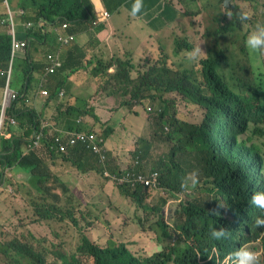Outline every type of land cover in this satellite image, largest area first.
<instances>
[{
  "label": "trees",
  "instance_id": "16d2710c",
  "mask_svg": "<svg viewBox=\"0 0 264 264\" xmlns=\"http://www.w3.org/2000/svg\"><path fill=\"white\" fill-rule=\"evenodd\" d=\"M31 1L37 7H29ZM103 1L104 9L115 12L128 0ZM206 1L209 4L202 5L201 0H181L186 11L179 14L191 19L201 16L209 21H222L224 17L232 19L231 26L204 31V36L214 37L217 42L219 37L231 30L243 31L244 25L252 22L251 15L247 22H241L237 18L238 13L248 11L244 10L245 4L257 2L230 0L229 5H225V0ZM62 3L63 0H17L14 6L15 9L23 7L26 11L19 16L15 30L21 39L28 40V46L23 54L14 59L12 86L17 89L16 82L21 81L22 84L17 89L19 97L11 103L7 110L8 118L2 124L0 179L7 169L26 173L25 187L30 192L27 194L31 196L35 190L40 193L31 203L34 215L43 221L69 220L78 227L80 220L75 214L59 206L69 193L68 187L61 181V178L66 181L64 162L76 167L80 174L96 172L99 180H105V169L107 179L120 171L132 169L135 164H139L137 170H143L144 161L150 158L155 146L164 143L166 149L153 160L149 171L158 173V189L142 186L130 189L129 186L115 185L119 195L131 199L136 210L141 211L135 216L137 227H144L149 221L159 228L156 241L161 247L151 256L133 253L130 249L133 242L128 241L131 220L124 208H99L101 212L98 215L109 221L107 225L102 221L94 222L95 212L87 208V235L81 233L76 254L60 255L57 264H86L84 257L89 258L91 264H232L231 253L238 249V244H244L259 254L260 264H264V228L254 223L255 218L264 215V212L250 203L255 192L264 190V151L255 141L256 134L264 135V62L259 59L260 54H249L245 46L248 33L243 34L238 53L230 54L227 47L221 48L215 43L204 57L191 66L184 65L187 54L183 51L193 50L195 43L189 33L178 26L164 31L165 35L158 39L156 47H146L143 54L134 60L116 58L106 64L96 55L92 57L97 64V69L91 70L92 78L116 99L115 107L110 110L124 108L129 113L140 115L142 107L148 113L147 119L151 120L150 126L147 125L144 132L135 136V146L130 151L132 160L125 164L117 150L107 146L108 138L116 128L101 120L95 112L96 106L70 104L66 94L69 79L95 62L87 58L89 42L96 31L99 33L104 28V24L93 25L99 15L92 0H75L63 11L60 8ZM262 14L264 16V10ZM196 21L200 22V19ZM28 22L33 25L27 27ZM64 22L69 25L66 29L62 28ZM52 25H56L62 33H87L90 39L82 44L76 38L60 49L62 66L47 75L46 82L40 87L38 94L45 107L38 110L28 105L26 97L32 88L35 73L45 74L49 62L47 59L36 62L31 46L45 43L48 45L47 52L58 51L52 43L55 35L50 31L45 33L47 26ZM250 30L251 27L248 32ZM235 32L230 35L235 36ZM10 55L11 36L7 32L0 33L2 68L8 66ZM110 67L113 70L110 71ZM3 85L4 77L0 76V87ZM62 91L64 95L61 96ZM174 92L203 110L204 117L198 125L179 116L175 102L166 97ZM89 116L93 118V124L87 123L86 126L85 122H78L80 118L88 120L86 117ZM9 117H15L17 124L12 125ZM50 120L54 127L43 129V146L30 148L34 133L43 128V122ZM84 129L98 131L104 138L103 146L108 147L105 162H99L97 156L81 144L66 153L55 146V135L62 131ZM49 145H53L54 149ZM42 150L43 157L40 156ZM193 171L198 173L197 184L184 186L185 177ZM223 174L227 176V185L221 191L226 211L223 210L221 222L228 229L219 224L209 211L210 199H216L215 191H218L213 188L216 181L220 188L225 186L220 177ZM106 182L105 187L109 185L108 180ZM8 183L20 192V184L14 175L6 177L0 191L7 188ZM57 185L60 190L54 189ZM164 195L175 199L184 196L180 201L181 217L173 216V224L166 221L167 217H171V206ZM147 200L151 201L145 203ZM144 211L151 212L156 219L146 216ZM152 226L149 228L152 229ZM213 227L230 229L229 237L221 240L210 238L209 232ZM0 254L11 259H16L15 255L20 256L22 260H14V264H50L42 252L32 247L18 250L7 244L0 249Z\"/></svg>",
  "mask_w": 264,
  "mask_h": 264
},
{
  "label": "rangeland",
  "instance_id": "374dc122",
  "mask_svg": "<svg viewBox=\"0 0 264 264\" xmlns=\"http://www.w3.org/2000/svg\"><path fill=\"white\" fill-rule=\"evenodd\" d=\"M201 4L207 5L209 3L206 0H201ZM29 7L35 8L37 6H33V2L31 1ZM245 9H248V12L251 15L252 22L247 24V26L244 25L243 31H238V32H235L233 30L229 31L226 35L219 37L218 42L214 37L207 38L206 36H204L203 35L204 31H207V29L209 28L215 29L218 26H223V25L231 26L232 19L224 17L222 21H219V19L209 21V19L207 20V18H202L200 16L199 17L200 22L198 24L194 25L193 22L194 29L191 33V39L194 41L195 47L197 46L200 47L201 52L198 56L192 59H189L187 56L183 62L184 65L191 66L193 63H197L200 58L204 57L207 54L208 49L210 47H213L215 43H218V47L221 48L227 47L230 51V54L234 55L238 53L239 43L241 41L243 34L248 33V28L254 26L256 22L264 21V16L262 14V11L264 10V0H257V2L252 4L247 3L244 5V10ZM1 13H2V5L0 4V14ZM18 21L19 20L16 19V23ZM153 31L156 34V36L152 35V31H150L148 27H146V30H143L145 44H142V47H148V48L156 47L158 43V39H162L163 36L165 35L160 31L157 30H153ZM187 31L189 33L188 28ZM231 32H235L234 33L235 36L233 35L231 36L230 35ZM191 51H183V52L187 54L188 52ZM258 57L264 62V56L258 55ZM100 87H103V85L100 84ZM98 95L100 94L98 93ZM166 97L169 99L170 102L171 101L175 102L179 116L188 119L191 123H195V125H198L201 119L204 117V114L202 112L203 110L199 106L184 100L177 92L167 94ZM100 98L102 99V101H100L99 103L97 101H99ZM100 98L99 97L94 98L92 104L97 108H100V106L105 108L109 107L108 104L106 103L108 99L106 97H100ZM140 110L142 111L140 115L129 113V111L127 113H125L124 111H120L116 114H111V116L114 119H117L118 121L117 123L114 120H109L107 122V125L117 128V131L113 132L109 140L113 139V144H115V146H119V147L123 146V153L120 154V157L124 158L123 162L125 164L129 163L132 160L130 151L135 146V142H134L135 136L141 134L142 131L144 132L145 127L147 125L150 126L151 123V120H149V118L147 119L148 113L142 107ZM101 112H102L100 114L101 120L103 122H106L105 120L110 118V114L107 111H105V109H101ZM98 126L102 127V125H98ZM2 128L3 126L1 127V130ZM124 133L127 134L126 137L123 136ZM255 141L260 145V147L264 151V135L259 133L256 134ZM164 149H166V145L164 143L155 146L151 153L150 158L144 161V167L142 163L140 164L143 167V170L147 172L151 171V168L153 166L152 163L153 160L156 159L161 154V151H163ZM137 165L139 164L134 165L133 167L134 170L137 168ZM138 171L140 172V169H138ZM93 176L98 179V173L93 174ZM220 177L222 181L224 180V182L227 179L226 178L227 176L225 174L220 175ZM69 178L70 180L74 179V182L67 183L68 190L72 191L71 192L72 195H75L77 193L76 191L73 190H77L78 197L75 199L72 196H65L61 200L59 206L64 207L66 208V210L75 214V216L80 220L78 227H75L69 220H66L64 222L52 221L50 222L49 227H47L41 232H37L36 234V232L33 231V228L27 227V225L21 226V222H25L24 224H28L30 220L29 213L31 210H29V208H25V207L23 209L17 208L11 204L1 203L2 200H0V212H4V211L8 212L7 217H4L2 221L0 219V249L1 248L4 249L7 244H9L13 249H18V250L32 247L35 250L42 252L46 256L48 263L57 264L59 263L60 255L76 254L77 247L79 246L80 243L81 233L84 232L87 235L89 231V225L87 220L85 219V217L87 218V208H89L92 212H95L93 214L94 215L93 219L95 220L94 222L102 221L105 223V225H107L106 223L107 222L109 223V221H107V219L104 217H100V215L98 214L101 212L99 208L107 209L109 206H113L118 209L124 208L123 210H126L127 217L129 220H131V231L128 236V241L132 240L133 242L132 245H130V249L133 253L142 256H151L161 247V245H159L156 241V232H158L159 228L156 225L152 226L149 221L146 222V225L144 227H137L134 224V220L136 213L139 212L141 214V211L136 210L131 199L129 198L126 199L122 195H119L118 190H116V186H113L108 183L109 185L105 187V184L107 182L105 180H99V179H98L99 180L98 183L92 185V175L82 177L80 175L79 170L76 168L72 170ZM128 178L130 179V186H129L130 189H136L140 187L139 181L134 179L131 174H128ZM218 181H220L219 178ZM81 183H83V185ZM213 188L218 191H223L225 189V187L220 188L217 181L216 184L213 186ZM54 189L60 190L58 185L55 186ZM2 191L8 195L9 200L12 199L30 204L32 203L33 198H35L33 196H29L26 193L18 195L19 192H17L16 188L13 187L11 184H9V186L3 189ZM35 192H39V191L35 190ZM164 196L165 198H167L168 204L171 206V217H167L166 221L170 222V224H173L174 223L173 216L177 215V218L181 217L180 201L184 198V196L181 195L178 199L172 197H166V195ZM214 200L215 198L213 200L211 198L210 204ZM150 201L151 200H147L145 201V203ZM221 203L222 201L218 204V209H215V212L223 216L224 211H226V207L225 206L222 207ZM223 205H224V201H223ZM14 211L16 212L17 215L20 214L22 211L23 215L21 217H17L16 219H13L12 215ZM176 211H178L179 213L176 214ZM145 213L146 216L153 217L156 219V216L154 214H151V212H145ZM210 213L212 214L211 211ZM212 217L215 218L216 216L214 217L212 215ZM182 220L185 219L182 217ZM218 221L219 224L220 223L221 225L223 224L221 222L222 221L221 219H219ZM16 224L18 225L17 229L11 228ZM150 226H152V229L149 228ZM92 237L96 238L93 235ZM168 240L169 239H167V241ZM257 242L258 240H256L255 244H257ZM239 246L240 244H238L237 248H239ZM11 252H16V251L12 250ZM257 255L260 259V255L259 254ZM15 258L16 259L5 258L3 255L0 254V264H14L15 262L14 260H22V258L17 255H15ZM90 261L91 260L89 258L86 257L83 258V262L86 264H91Z\"/></svg>",
  "mask_w": 264,
  "mask_h": 264
},
{
  "label": "crops",
  "instance_id": "0c3cea01",
  "mask_svg": "<svg viewBox=\"0 0 264 264\" xmlns=\"http://www.w3.org/2000/svg\"><path fill=\"white\" fill-rule=\"evenodd\" d=\"M95 6V10L98 12H102L103 8H105V1L103 0H92ZM75 0H63V3L61 5V10H65L66 8L73 5ZM17 3V0H11V5L15 6ZM2 5V18L0 19V33L7 32L10 33V30H8V27L4 23V18L6 16V6L3 3H0ZM185 12V7L181 0H128L119 10L112 12L111 17L108 19L107 23L104 24V28L98 33L95 32V35L90 40V46L88 47V53L87 58H91V60H94V63H91L90 65L86 66L85 68L81 69L78 73L74 74L67 83V95L68 100L70 104L73 105H81V106H93L92 103L94 101V98L96 97H106L108 100L106 103L109 107L105 108L100 106V108L95 107V112L101 116L100 114L101 109H105L110 114V118L106 119L105 121L114 120L117 123V119H114L111 114H116L120 111H124L127 113V110L124 108H120L117 111H111L110 108L115 107L116 105V99L112 97V94H109L107 91L104 90L103 87H100V84L95 81V79L92 78V75L90 73L91 70L97 69L96 60L92 58L93 56H97L101 58L106 64L109 63L111 59L116 58H131L132 60L138 58L143 54V51L146 47H142V44H145V38L143 35V30H146V27L149 28L150 31H152V35L156 36L153 30L160 31L165 34L164 31H166L169 28H172V26H175L179 28L180 30H186L189 29V36L191 37V33L194 29V25L198 24L199 21H196L200 16L195 17V19H191L190 17H187L186 15L180 16V12ZM18 14H16V19L19 20ZM187 27V28H186ZM53 26H47L45 29V33H48L49 30H52ZM51 32V31H50ZM188 32V31H187ZM53 33V32H52ZM77 39L80 43L86 44L90 36L87 33H81L77 34ZM44 38L41 40L43 41ZM40 41V42H41ZM12 42V41H11ZM34 44L37 42L33 41ZM52 43L55 45L56 41L55 38L52 39ZM50 48V47H49ZM57 48V47H56ZM32 54L34 57V60L36 62L39 61H45L46 55L49 53L48 45L45 43H40L37 45L31 46ZM96 64V66H95ZM98 67H103V65H98ZM110 71L113 70L112 67H110ZM35 80L32 83V88L28 90L27 97L30 99V102L28 105L35 107L38 110H42L45 107L44 101L39 97V89L43 86L44 82L47 80V76L45 75H39V73H35ZM21 81L16 82L17 89L21 85ZM98 93L100 95H98ZM2 94V87H0V98ZM93 94V96H92ZM93 97V98H92ZM102 101L100 98L99 102ZM106 113V112H105ZM104 114V113H103ZM86 119H81L82 122H85V125L88 126V124H93V118L92 117H86ZM49 123H53V121H49ZM81 123V122H80ZM88 123V124H87ZM84 127V126H83ZM117 131V128L115 129ZM126 133L123 134L124 137H126ZM108 147L111 150L116 151L118 155L123 153V146H115L113 144V139L108 138ZM43 146V145H42ZM113 148H111V147ZM40 156L43 157V150L40 154ZM47 158V157H44ZM63 166V172L65 173V180L64 181L61 178V181L67 186V183L74 182V179L70 180V175L72 170H74L76 167L72 166L69 163L64 162ZM77 169V168H76ZM6 174L12 177L14 175L15 179L18 181V184H20V192L19 194H24L30 192L28 189H26L25 184L26 179L28 175L22 171H13L7 169ZM96 173V172H95ZM94 173V174H95ZM82 177H86L88 175H92V185L95 183H98L99 180L93 176V173H87V175L80 174ZM83 185V183H81ZM75 195H72L69 191L66 196H72L73 198L78 197V191ZM31 196L38 198L40 196V193L35 192L32 193ZM0 200H2L1 203L11 204L14 207L21 208H29L30 213V220L28 224H24L25 222H21V226L27 225V227L33 228V231L41 232L47 227H49L51 221H43L40 220L37 216L34 215L32 210V204L25 203L22 201H16V200H9V197L6 193L3 191L0 192ZM7 211L0 212V219L3 220L4 217H7ZM23 215L22 211L20 214H16L14 211L12 218L16 219L17 217H21ZM11 228L17 229L18 225H14Z\"/></svg>",
  "mask_w": 264,
  "mask_h": 264
},
{
  "label": "built area",
  "instance_id": "2783aa9c",
  "mask_svg": "<svg viewBox=\"0 0 264 264\" xmlns=\"http://www.w3.org/2000/svg\"><path fill=\"white\" fill-rule=\"evenodd\" d=\"M21 2H24L25 0H20ZM2 3L6 6V16L4 18V23L8 27V30H10L9 35L11 36V44H12V58L9 63V66L7 69L0 68V76H5V88L3 92L2 100L0 101V134H1V127L4 121V124L6 122V119L8 118L7 110L11 104L12 101L18 98L19 94L15 89H12L10 87L11 80H12V64L13 59L15 55L24 49V47L28 44V40L21 39L16 33L15 27L17 25L16 23V14L18 15H24L25 9L23 7H19L17 9L14 8V6L11 5V0H2ZM17 12V13H16ZM112 13L109 10H104L102 13V16L97 17L93 25H99V23L107 20ZM32 22H28L26 24L27 27L32 26ZM68 27V23L64 22L62 24V28L66 29ZM55 36H56V42L59 47L68 45L72 43L76 39V34L74 33H62L58 30L56 27L55 29ZM59 51L55 53H48L47 60L48 64L46 66V72L48 73H55L57 68L62 66V58L59 55ZM64 93L61 92V95ZM82 118L78 119V122H82ZM10 123L12 125H16V119L15 117H9ZM46 127H54V123H49V121L43 122V128L40 129L38 132H35L34 135L31 138V143H29L30 148H35L43 145L42 138H43V129ZM104 138L100 135L98 131L84 129L79 130L75 132H64L62 131L61 134H57L54 136V144L58 147V149L61 152H69L70 149L74 148L76 145H83L86 149L91 151L93 154H95L98 158L99 162H105L108 153L106 152L108 150V147L103 146ZM51 149H54L53 145H49ZM104 177L107 179L108 172L105 169L103 171ZM128 174H131L134 179L138 180L141 186H144L145 188H153L157 186L158 182V174L156 172L153 173H145L144 171H137L134 169H128L124 172H118L117 174L112 175V177L109 180V182L113 183L114 185H122V186H130V179L128 178ZM6 176L4 175L0 179V189L5 184ZM219 200V198L217 199ZM214 212V211H213Z\"/></svg>",
  "mask_w": 264,
  "mask_h": 264
},
{
  "label": "clouds",
  "instance_id": "9594fccd",
  "mask_svg": "<svg viewBox=\"0 0 264 264\" xmlns=\"http://www.w3.org/2000/svg\"><path fill=\"white\" fill-rule=\"evenodd\" d=\"M104 10H108V9H104L102 10L101 14L100 12L98 11V17L102 16V13ZM111 12V11H110ZM112 13V12H111ZM229 16L232 15V13H228ZM111 17V16H110ZM109 17V18H110ZM250 17V13L248 11H241L238 13V16L237 18L241 21V22H247L248 19ZM108 18V19H109ZM107 20L99 23L100 24H105L107 23ZM68 23V22H67ZM99 25H94L95 27L99 26ZM53 26V29L52 30H49L51 32H53V35H55V28L57 27L56 25H52ZM69 26V25H68ZM68 28V27H67ZM75 34V33H74ZM55 38V41H56V36H54ZM76 38H77V34H76ZM75 41V40H74ZM73 41V42H74ZM57 46V49L58 51L64 47H59L57 45V42L55 44ZM69 45V44H68ZM28 46V44L24 47V49ZM66 46V45H65ZM245 46L249 52V54L251 56H255L257 53L260 54V55H264V21H258L254 24V26L251 27V30L248 32L247 36H246V39H245ZM21 50L19 51L14 59L16 57H18V55L20 54H23L25 51ZM57 52V51H56ZM201 52V49L199 46L195 47L191 52H188L187 53V56L189 59H192L196 56H198ZM48 55V54H47ZM46 55V56H47ZM11 58H12V44H11V55H10V60H9V63L11 61ZM14 59H13V64H14ZM47 59V58H46ZM9 63H8V66H9ZM13 64H12V73H14V67H13ZM8 66L6 68H3V69H7ZM0 68H2L0 66ZM51 73H48V72H45V74H39V75H49ZM1 77H4V85L2 87V94H1V98H0V101L2 100V97H3V92H4V88H5V76H1ZM12 80H13V75H12ZM12 80H11V84H10V87L12 89H15L13 86H12ZM17 92L18 90L15 89ZM63 92V91H62ZM19 94V93H18ZM64 95V94H63ZM62 96V95H61ZM19 97V96H18ZM16 100V99H15ZM13 102V101H12ZM11 102V103H12ZM26 102L29 103L30 102V99L28 97H26ZM11 105V104H10ZM10 107V106H9ZM134 169V168H132ZM137 170V169H135ZM138 171V170H137ZM140 171H143V170H140ZM145 172V171H144ZM145 173H153V172H145ZM157 173V172H156ZM158 174V173H157ZM5 176L8 177L9 175L5 173ZM158 178H159V175H158ZM227 178V177H226ZM105 180L107 181L108 179L105 178ZM226 181L227 179L223 180V184L221 188H224L226 187ZM198 182V173L196 171H193L191 173L188 174L187 177H185V184L184 186H188L189 184L192 185V186H195ZM108 183L115 186L113 183L109 182L108 180ZM141 186V185H140ZM158 186H159V179H158V182H157V186L156 187H153V189H158ZM144 187V186H142ZM215 196H216V199L214 201H212V203L210 204V211L212 212V215L215 217L214 219L217 220V222L219 223V219H223L224 215L221 216L219 213H216L215 212V209H218V204L222 201V207H224L225 205H223V201H224V198H223V194L221 193V191H215ZM217 198H219V200H217ZM217 200V201H216ZM250 203L260 209L262 212H264V190H261V191H257L253 194V196L251 197V200H250ZM214 211V212H213ZM219 218V219H218ZM223 223V222H222ZM254 223L257 227H261V228H264V215H261V216H257L254 220ZM225 228H227V225L225 223L222 224ZM225 228H222V227H213L210 229V232H209V236L210 238L212 239H215V240H221V239H226L229 237V233L230 232V229L229 231H227V229ZM241 247H239L238 249H236L234 252L231 253V260H232V264H260V260H259V257L257 255V253L255 251H253L252 249L244 246V244L240 245Z\"/></svg>",
  "mask_w": 264,
  "mask_h": 264
},
{
  "label": "water",
  "instance_id": "95a60500",
  "mask_svg": "<svg viewBox=\"0 0 264 264\" xmlns=\"http://www.w3.org/2000/svg\"><path fill=\"white\" fill-rule=\"evenodd\" d=\"M225 5H229L230 0H225Z\"/></svg>",
  "mask_w": 264,
  "mask_h": 264
},
{
  "label": "bare ground",
  "instance_id": "6f19581e",
  "mask_svg": "<svg viewBox=\"0 0 264 264\" xmlns=\"http://www.w3.org/2000/svg\"><path fill=\"white\" fill-rule=\"evenodd\" d=\"M189 151H190V148H189Z\"/></svg>",
  "mask_w": 264,
  "mask_h": 264
}]
</instances>
